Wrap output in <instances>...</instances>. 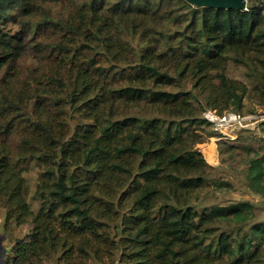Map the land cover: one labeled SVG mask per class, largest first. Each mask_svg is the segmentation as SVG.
I'll list each match as a JSON object with an SVG mask.
<instances>
[{"label":"trees","instance_id":"trees-1","mask_svg":"<svg viewBox=\"0 0 264 264\" xmlns=\"http://www.w3.org/2000/svg\"><path fill=\"white\" fill-rule=\"evenodd\" d=\"M247 100L264 106V0H0L3 264H261L257 205L204 203L232 184L198 148L217 136L207 110ZM249 130L219 150L264 198Z\"/></svg>","mask_w":264,"mask_h":264},{"label":"rangeland","instance_id":"rangeland-1","mask_svg":"<svg viewBox=\"0 0 264 264\" xmlns=\"http://www.w3.org/2000/svg\"><path fill=\"white\" fill-rule=\"evenodd\" d=\"M250 71L247 67L243 65H235L234 63L229 64L228 75L230 78L242 81L246 83L250 88H253L256 82L255 77H249ZM260 83V82H259ZM259 100H247L245 102L244 114L254 116L251 119L252 124H250L252 130L249 132L241 133L243 135H250L254 137L256 142L259 139H264V106L261 105ZM250 111H253L251 113ZM239 131H234V138L237 137ZM236 139V138H235ZM218 136L208 139L205 143L198 145L205 156L208 163L213 167L210 172V177L212 179H218L223 181H230L232 188L227 190H217L211 191L206 194V200L204 203H218L227 204L231 202H238L243 200H249L257 205L256 216L258 220L264 221V198L259 195L254 194L247 186L245 180V169L246 165L243 157L236 155L234 159H229L228 156L221 154L219 150ZM254 142L253 145L257 146L258 142ZM209 153V154H208ZM30 188L31 197L34 194L36 188V182L38 177V170L34 169L26 175ZM33 205L37 208V203L33 201ZM3 220H4V210L0 209V264L4 263L6 254L10 249V240L3 230ZM19 235L18 232L15 233ZM54 264V263H52ZM221 264H227L222 262ZM264 264V255L262 257V263Z\"/></svg>","mask_w":264,"mask_h":264},{"label":"built area","instance_id":"built-area-1","mask_svg":"<svg viewBox=\"0 0 264 264\" xmlns=\"http://www.w3.org/2000/svg\"><path fill=\"white\" fill-rule=\"evenodd\" d=\"M204 117L218 138L224 140H235L234 131L252 129L250 124H252L251 119H254V116L250 115L231 111L219 114L215 110H207Z\"/></svg>","mask_w":264,"mask_h":264},{"label":"water","instance_id":"water-1","mask_svg":"<svg viewBox=\"0 0 264 264\" xmlns=\"http://www.w3.org/2000/svg\"><path fill=\"white\" fill-rule=\"evenodd\" d=\"M194 7H211L215 9L247 10V0H185Z\"/></svg>","mask_w":264,"mask_h":264},{"label":"bare ground","instance_id":"bare-ground-1","mask_svg":"<svg viewBox=\"0 0 264 264\" xmlns=\"http://www.w3.org/2000/svg\"><path fill=\"white\" fill-rule=\"evenodd\" d=\"M209 154V153H208Z\"/></svg>","mask_w":264,"mask_h":264}]
</instances>
